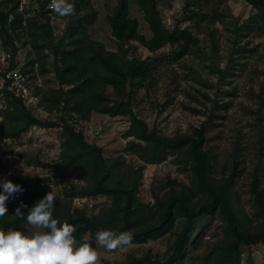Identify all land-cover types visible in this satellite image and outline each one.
I'll use <instances>...</instances> for the list:
<instances>
[{
    "label": "trees",
    "instance_id": "trees-1",
    "mask_svg": "<svg viewBox=\"0 0 264 264\" xmlns=\"http://www.w3.org/2000/svg\"><path fill=\"white\" fill-rule=\"evenodd\" d=\"M36 1L40 6L37 16L24 19V15L16 12L18 0H14L12 9L0 10V38L4 46L13 48L9 31L20 41L25 36L29 41H23V44L28 42L35 53L34 59L27 66L37 62L41 74L45 72L48 59L42 42L49 41L52 44L55 39L49 19L43 21L49 12L44 10L41 0ZM242 1L252 8L253 13L240 27L232 23L235 26L234 32L238 35L240 31H247L264 36V0ZM87 2L88 0H72L76 15L67 17L65 29L71 43L64 51L60 49L62 39L53 47L54 72L60 87L44 91L39 105L46 106L48 111L62 105L61 108L66 113L76 114L84 120H87L91 112L110 117H128L126 137L131 138V141L127 143L125 151L135 156L143 165L160 164L170 156L178 158L182 170L188 173L189 186L176 180H167L161 192L151 188L149 199L145 201L140 190L141 168L134 170L128 167L123 157L107 160L102 149L88 143L83 133L76 131L70 123L63 119L59 122L37 119L19 99L6 90V107L4 111H0L1 126L3 125L0 135L5 139L16 140L31 127L61 128V153L56 164L51 167L52 178L62 179L77 171L84 173L85 186L65 193L66 201L55 197L53 218L76 226L74 235L77 241H86L93 248H96L95 235L101 230H113L116 233L130 231L133 235L131 245H142L165 236L170 238L165 258L147 251L140 257L130 256L120 264H183L190 251L202 242L215 225L220 230L221 237L211 245L208 264H244L243 247L248 252L246 264H255L251 250L259 245L264 246V136L258 145L259 165L253 170L249 185L251 218L240 206L236 194L235 185L239 175L236 158L228 174L216 176L212 171V157L205 148V133L213 117L217 118L215 112H211L201 127L192 133L176 134L173 137L160 135L156 128L149 129L132 112L133 87L136 83L150 79L153 67L149 58L127 59L124 47L136 42L149 53L170 47L172 59L179 61L195 50L199 39L187 29L167 30L157 11V0H134L150 31V37L146 38L139 33L137 20L129 17L128 0H116V5L108 16L116 52L107 51L102 43L90 39L86 33L87 27L91 25V15L85 12L79 16ZM32 10H26L25 14ZM10 14L13 18L8 23ZM221 17L220 15L214 20L222 21ZM226 72L227 67L218 69L217 77L222 79ZM63 86L69 89L64 90ZM108 88L114 91L118 101H108L105 95ZM220 109L226 111L228 105L225 104ZM256 118L264 132V116L258 114ZM6 122L10 124L8 127H4ZM14 181L23 189V192L18 193L20 202L27 205L26 208H21L25 218L14 216L18 205L10 198L6 205L7 216L0 219V230L14 229L25 234L28 211L51 190L43 185V180L31 181L28 177H15ZM99 196L105 197L108 203L95 215L88 216L84 210L71 209V201L75 197L91 200Z\"/></svg>",
    "mask_w": 264,
    "mask_h": 264
},
{
    "label": "rangeland",
    "instance_id": "rangeland-1",
    "mask_svg": "<svg viewBox=\"0 0 264 264\" xmlns=\"http://www.w3.org/2000/svg\"><path fill=\"white\" fill-rule=\"evenodd\" d=\"M41 1L45 10L46 0ZM69 2L72 3V0ZM128 2L129 17L137 20L139 33L149 38L150 31L137 5L134 0ZM14 5V0H0L1 11H8ZM115 5L116 0H88L79 15L85 12L91 15V25L86 29L88 37L102 43L105 50L111 52H116V42L110 33L108 16ZM156 6L167 30L187 29L199 39V43L194 51L179 61L172 59L170 47H164L155 53H149L136 42L124 47L127 59L149 58L153 67L152 77L133 87L132 112L149 129L156 128L160 135L167 137L192 133L201 127L211 112H215L217 118L213 117L205 133V148L212 157V171L216 176L228 174L236 158L239 163L236 194L240 206L251 217L249 185L253 170L259 165L258 145L264 136L262 125L256 118L258 114L264 116V36L247 31H240L237 35L232 23L240 27L252 15L253 10L242 0H157ZM39 7L36 0H30L34 16L38 15ZM220 15L222 21H215ZM47 18L55 41L52 44L43 41V50H48L53 55V47L61 39L62 51L71 43V39L65 34L68 18L47 14L43 21ZM23 41L29 40L24 36ZM23 41L20 42L21 49L24 62L28 63L34 59L35 53L30 44H23ZM9 50V46H4L0 38V53ZM48 61L49 57L45 63V72L41 73L45 91L57 90L60 85L53 62ZM226 67V75L219 79L217 70ZM63 89L67 90L69 87L63 86ZM5 91L0 78L1 112L6 107ZM105 95L108 101L119 100L111 88L105 91ZM225 104L228 105L226 111L220 109ZM61 107L62 105L48 111L46 106L39 105L38 109L29 112L41 121L59 122L63 119L76 131L82 132L88 143L100 147L107 160L123 157L128 167L134 170L141 168L140 190L145 201L149 199L151 188L161 192L167 180H176L189 186L188 173L182 170L178 158L170 156L160 164L143 165L135 156L125 151L127 143L131 141V138L126 137L128 117H110L91 112L87 120H84L76 114L66 113ZM1 121L0 115V130L3 127ZM9 125L8 122L4 123V127ZM61 131V128L31 127L16 140L5 139L0 135V185L5 180L16 184L15 177H28L31 181L43 180V185L48 186L56 198L60 197L65 201V193L85 186L82 171L73 172L62 179L52 178L51 167L56 164L61 153ZM262 188L264 189V180ZM0 189L3 190L2 186ZM11 199L20 206L18 192ZM91 202L94 208L87 212L88 216L95 215L106 206L108 200L99 196L92 198ZM71 209H75L73 199ZM33 231L35 230L28 223L24 225L26 235H31ZM219 237L221 232L215 225L202 242L190 251L183 264H208L211 245ZM168 241L170 238L165 236L142 245L122 247L112 253H108L95 241V249L101 253L102 264H120L130 256L140 257L147 251L163 259L167 254ZM251 252L255 264H264V246L254 247ZM242 261L244 264L248 263L246 247L242 248Z\"/></svg>",
    "mask_w": 264,
    "mask_h": 264
},
{
    "label": "clouds",
    "instance_id": "clouds-1",
    "mask_svg": "<svg viewBox=\"0 0 264 264\" xmlns=\"http://www.w3.org/2000/svg\"><path fill=\"white\" fill-rule=\"evenodd\" d=\"M49 7L60 17L76 15L74 3L69 0H51ZM45 55L49 63L55 57L48 50ZM0 192V219L7 216V202L15 198L23 189L11 181L5 180ZM55 196L49 192L36 202L28 211L27 223L35 230L26 235L19 230H0V264H102L101 253L88 242H78L74 233L76 226L61 223L53 218ZM27 205L21 202L15 209L14 216L24 219L21 208ZM98 245L108 253L122 247L131 246L133 235L130 231L116 233L113 230H101L95 235Z\"/></svg>",
    "mask_w": 264,
    "mask_h": 264
},
{
    "label": "built area",
    "instance_id": "built-area-1",
    "mask_svg": "<svg viewBox=\"0 0 264 264\" xmlns=\"http://www.w3.org/2000/svg\"><path fill=\"white\" fill-rule=\"evenodd\" d=\"M16 12L24 15V19L31 17L34 13L26 10L30 8V0H18ZM51 0H46L45 9L49 15H56L49 7ZM13 15L8 16V23L12 21ZM25 26V22H23ZM12 38V46L9 51L0 53V78L4 88L15 98L19 99L24 107L29 110L38 109L41 95L46 90L44 80L39 72V65L35 62L27 66L24 62V56L21 49V41L15 37V34L9 31ZM75 209L91 212L94 208L91 200L87 198L75 197L73 199Z\"/></svg>",
    "mask_w": 264,
    "mask_h": 264
}]
</instances>
